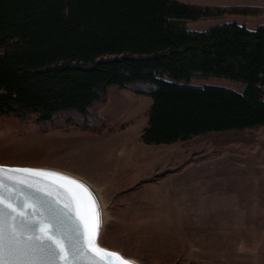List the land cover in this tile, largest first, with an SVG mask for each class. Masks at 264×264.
Masks as SVG:
<instances>
[{
  "label": "trees",
  "instance_id": "trees-1",
  "mask_svg": "<svg viewBox=\"0 0 264 264\" xmlns=\"http://www.w3.org/2000/svg\"><path fill=\"white\" fill-rule=\"evenodd\" d=\"M236 14L264 15V7L182 0H0V115L61 127L58 114L90 116L117 85L152 98L141 135L146 144L258 129L264 126V21L254 28L236 20L205 29L188 25ZM209 77L243 86L194 82ZM64 124L71 126L72 119ZM95 127L90 122L83 129L99 133Z\"/></svg>",
  "mask_w": 264,
  "mask_h": 264
},
{
  "label": "rangeland",
  "instance_id": "rangeland-1",
  "mask_svg": "<svg viewBox=\"0 0 264 264\" xmlns=\"http://www.w3.org/2000/svg\"><path fill=\"white\" fill-rule=\"evenodd\" d=\"M207 2L242 4L238 0ZM232 20L254 28L264 21V15H227L192 20L188 25L205 29ZM194 82L239 90L243 86L218 77ZM151 103L149 95L112 85L106 100L89 110L90 116L75 111L58 114L61 127L35 123L33 117L0 115V163L56 168L86 179L105 205L101 245L126 258L140 264H214L200 256L210 250L201 247L238 245L241 238L256 236L264 228V180L258 181L264 177V126L215 131L170 144H146L141 135ZM67 118L72 119L71 126L64 124ZM90 122L99 133L83 129ZM202 157V161L229 160L227 165L190 162ZM216 169L224 170V175L219 174L223 177L203 179L210 177L204 172ZM258 193L259 200L253 198ZM215 228L221 239L210 240ZM225 262L216 264H232Z\"/></svg>",
  "mask_w": 264,
  "mask_h": 264
},
{
  "label": "snow or ice",
  "instance_id": "snow-or-ice-1",
  "mask_svg": "<svg viewBox=\"0 0 264 264\" xmlns=\"http://www.w3.org/2000/svg\"><path fill=\"white\" fill-rule=\"evenodd\" d=\"M102 224L99 200L84 182L0 165V264H19L22 243L47 252L42 264H137L101 245Z\"/></svg>",
  "mask_w": 264,
  "mask_h": 264
},
{
  "label": "crops",
  "instance_id": "crops-1",
  "mask_svg": "<svg viewBox=\"0 0 264 264\" xmlns=\"http://www.w3.org/2000/svg\"><path fill=\"white\" fill-rule=\"evenodd\" d=\"M192 1H194L193 3H199V4L200 3H203V4L209 3V2H207V0H200V1L192 0ZM238 1H242V4L250 3L248 5L264 7V4H262V3H264V0H238ZM209 133H211V132H209ZM221 158H218L215 160H209V161L193 162V163L194 164H205V163L213 161V162H219V163H221V165H227V161L229 159H221ZM220 168H222V167H220ZM222 170L223 169H216V170H212L209 172H204L205 174L208 173V175H210V177L205 175V178H203V179L217 180L219 177H223L224 174L222 173ZM181 171H178V172H181ZM219 174H223V175H219ZM203 175L204 174L202 173L200 175L201 177L199 176L198 179L202 180ZM260 179H262V181H263L264 177H259L258 178L259 182H260ZM253 198L259 200L261 197H259V193H258V194H254ZM261 201H262L261 205L264 207V198H261ZM255 213H257V212H255ZM261 215H264V213H262ZM217 228H215V231H214L215 234H213V232H212L210 240L221 239V236H220L221 234L216 232ZM221 230H223V229L221 228ZM226 231L228 233V231H229L228 228L226 229ZM226 239L228 240V237H226ZM199 245H201V244H199ZM218 245H220V246H218ZM216 246H218V247H216ZM197 247H198V245H197ZM200 249H210L209 252L200 253V256L204 257L206 259L207 258L210 259L209 261L214 263V264L224 263V261L230 262L232 264H234L235 262H236L235 264H264V228L258 229L256 236L246 237V240L241 238L239 240L238 245L237 244H231L230 245L229 243H227V244H216L215 246H204L203 248L201 247ZM216 253H221V254L217 255ZM213 258H219V259L213 260ZM223 258H225L226 260Z\"/></svg>",
  "mask_w": 264,
  "mask_h": 264
},
{
  "label": "water",
  "instance_id": "water-1",
  "mask_svg": "<svg viewBox=\"0 0 264 264\" xmlns=\"http://www.w3.org/2000/svg\"><path fill=\"white\" fill-rule=\"evenodd\" d=\"M0 165H6L10 167H30V166H22V165H7V164H1ZM36 168V167H31ZM26 240V236L23 238ZM15 255L18 258L19 264H29L31 261H36V264H42V262L47 259V252L41 251L39 248H36L35 246H30L28 244L22 243L17 251L15 252Z\"/></svg>",
  "mask_w": 264,
  "mask_h": 264
},
{
  "label": "bare ground",
  "instance_id": "bare-ground-1",
  "mask_svg": "<svg viewBox=\"0 0 264 264\" xmlns=\"http://www.w3.org/2000/svg\"><path fill=\"white\" fill-rule=\"evenodd\" d=\"M42 169H49V170H54V171H58V172H61V173H63V174H65V175H68V176H72V177H74V178H76V179H78V180H80V181H82V182H84L86 185H88L90 188H91V190L94 192V194L96 195V197L98 198V200H99V203H100V206H101V210H102V220H103V223H104V221H106L105 220V205H104V203L102 202V200H101V197H100V194L98 193V191H97V189H95L86 179H84L83 177H81V176H78V175H75V174H73V173H70V172H67V171H63V170H60V169H56V168H42ZM119 224V223H118ZM154 232V231H153ZM156 248V247H155ZM118 252V251H117ZM120 253V252H119ZM133 260V259H132ZM134 261H136L137 262V264H140V262L139 261H137V260H134Z\"/></svg>",
  "mask_w": 264,
  "mask_h": 264
}]
</instances>
